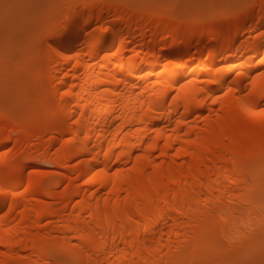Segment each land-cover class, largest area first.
I'll return each mask as SVG.
<instances>
[{"label":"bare ground","instance_id":"obj_1","mask_svg":"<svg viewBox=\"0 0 264 264\" xmlns=\"http://www.w3.org/2000/svg\"><path fill=\"white\" fill-rule=\"evenodd\" d=\"M71 1L0 60V264H259L264 0Z\"/></svg>","mask_w":264,"mask_h":264},{"label":"rangeland","instance_id":"obj_2","mask_svg":"<svg viewBox=\"0 0 264 264\" xmlns=\"http://www.w3.org/2000/svg\"><path fill=\"white\" fill-rule=\"evenodd\" d=\"M70 1L71 0H0V60L2 61L5 55H7L8 57L10 56L15 57V54H18L17 57L15 58V62L13 59V61L11 62L12 64H10L12 65V67L9 68L10 71H14L13 67H15L16 69L17 68L16 64L17 63L19 64V62L25 64V62H23V58H24L23 55L25 53H23L21 56L20 55L21 52L26 49L27 51H30L31 47L33 46L31 44L37 42L36 36H38L41 33V31L47 26V24L51 22L52 18H54L52 17L55 12L54 10L58 8L63 9L64 7H67L68 5H70ZM159 1L161 4L159 6L160 8L163 9L172 8V10L176 8L180 12L181 10L182 12H186L183 10L185 9L187 10L188 8L192 9V7H196V8L199 7V10L204 7L203 13H201L204 15V11L211 14L214 12L217 13V11H220L226 8L228 5H230L229 2H231L232 0H159ZM5 4H8L10 7L5 9L4 8ZM159 7L157 8L159 9ZM140 9L142 10V8ZM144 11L146 12V10ZM151 11L152 10H150L148 13L150 14ZM153 12L155 13V11ZM205 15H207V13ZM207 23L205 25H207ZM19 56L21 58H19ZM26 60L27 59H25V61ZM14 64L15 66H13ZM2 65L3 64H1V66Z\"/></svg>","mask_w":264,"mask_h":264},{"label":"snow or ice","instance_id":"obj_3","mask_svg":"<svg viewBox=\"0 0 264 264\" xmlns=\"http://www.w3.org/2000/svg\"><path fill=\"white\" fill-rule=\"evenodd\" d=\"M8 7H10L8 4L4 5L5 9H7ZM71 19H72V16L70 14L68 19L63 21V24H62L61 27L56 28L54 30H48L42 37L43 43L46 44L49 49H51V50H53L55 52H58L61 56H67L66 52L61 51V47H63V45H61V47H57L55 44L50 43L48 38L53 36V35H57L58 36L64 30V28L67 27V25L69 24ZM98 29L101 31V34H102L103 31L107 30V26L106 25L98 26ZM96 31L97 30H93V34H95ZM262 35H264V34H262ZM71 55L75 56V55H77V53H72ZM255 62L261 64L262 66H264V55L260 56L259 60L255 61ZM172 63H176V61H173ZM228 69H234V66L233 65L225 66L224 70H228ZM217 71L219 72L221 70L218 69ZM241 75H242L241 72H237L236 76L233 77V81H235L236 78L241 76ZM257 76L264 77V72L257 73ZM255 81H256V77H253L252 78V83L255 84ZM180 88L183 89L184 85H180ZM205 91H207V90L205 89ZM232 92H233V88H232L231 83H230L228 88H227V90L226 91H222L219 95H213L211 92H208V96L206 97V99H211V100H214V101H220V100H222L223 97L228 96ZM178 95H179V92H177L176 95H173L172 99L176 100ZM258 95H259V99L257 100V97L252 95L251 92L246 93L244 99L248 100V103H245L243 105V107L249 114H251L253 116H255V115L264 116V107H261V106L251 107V106H249L250 104L251 105H257V104L264 105V89H261ZM249 97H251V99H249ZM186 99H188V98L186 97ZM200 102H203V101H200ZM221 107L223 108V104H221ZM72 139H73L72 136H68L67 137V141H71ZM149 147H152V145H149ZM88 159H91V157H88ZM78 163H79V161H78ZM245 167H247V163L246 162H238V170H240L241 168H245ZM33 171H36V170L33 169ZM30 175H31V173H30ZM93 175H95V173ZM92 178L93 177H89V179H92ZM7 191H10V189H6L2 185H0V192H7ZM11 194L13 196H16V195H19L20 193L12 192ZM262 198H264V191H262ZM0 215H3V214L0 213ZM260 227L262 229H264V216L260 217ZM2 242L3 241L0 240V243H2ZM248 264H256V262L255 261H249ZM259 264H264V255H262V258L259 261Z\"/></svg>","mask_w":264,"mask_h":264}]
</instances>
